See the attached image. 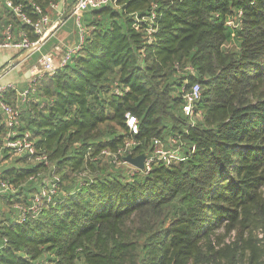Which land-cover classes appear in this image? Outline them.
Returning <instances> with one entry per match:
<instances>
[{"label": "trees", "instance_id": "trees-1", "mask_svg": "<svg viewBox=\"0 0 264 264\" xmlns=\"http://www.w3.org/2000/svg\"><path fill=\"white\" fill-rule=\"evenodd\" d=\"M12 1L35 19L32 4L54 0ZM81 17L80 49L37 80L41 100L20 118L61 173L59 193L23 223L1 215L0 264H264V0H116ZM8 22L29 27L0 3ZM194 83L191 124L181 90ZM126 113L131 156L178 135L182 159L133 175L92 162L129 138ZM6 132L0 115V143ZM81 170L96 174L80 184ZM45 171L3 169L25 182L6 203L27 205L41 184L28 178Z\"/></svg>", "mask_w": 264, "mask_h": 264}, {"label": "built area", "instance_id": "built-area-1", "mask_svg": "<svg viewBox=\"0 0 264 264\" xmlns=\"http://www.w3.org/2000/svg\"><path fill=\"white\" fill-rule=\"evenodd\" d=\"M115 2L116 0H74L70 5L69 14L75 18L79 26L80 35L77 43L68 46L60 55L57 54L59 52L58 47H55L52 52L41 55L38 62L29 69L32 79L22 90H18L16 85L12 83H0V115L7 129L0 143V164L4 161L6 162L9 157L16 156L24 157L46 170L49 167H53L47 153L35 146L31 133L29 131L19 130L21 125L20 118L22 115L19 105L27 104L31 95L36 93L37 80L42 75H51L57 67L64 65L78 52L83 39V29L80 27L79 21L81 14L89 9H96L110 3L115 4ZM0 3L7 13L13 14L22 24L29 26L27 30L16 31L9 22L0 24V49L9 48L24 53L36 46L39 42H42L41 46L43 45L48 36L58 27L60 9L66 8L69 0H54L49 3L46 11H43L38 5L32 4L34 13L37 14L35 19H32L23 11L20 4H15L12 0H0ZM154 8L155 6L152 7V9ZM153 18L154 14L152 13L149 20L151 21ZM152 32L153 30L151 28L147 30L149 42ZM30 35L36 36V39L31 40ZM40 48L35 50V52H38ZM58 55L59 57H57ZM9 90L13 91L15 94V99L12 103L8 102L6 99V94ZM114 92L121 94L118 87H115ZM200 96L201 88L198 83H194L188 88H182L181 112L187 119L199 115V110H195V105L199 101ZM124 117L127 134L130 138H128L129 141H125L123 146L119 147L114 152L101 149L93 159H97V157L113 156L112 162L122 161L126 163L123 158L128 154L131 155L130 151L132 148L139 145L140 142H135L132 139V136L137 134L138 131L136 118L129 113H126ZM190 123L193 124L192 122ZM183 146L184 143L178 135H172L164 141L158 138L152 139L148 152H144L143 169L140 170L129 165L131 168L129 171L130 175L138 171L148 173L153 164L161 163L164 166H170L172 163L181 160L183 157ZM51 173V176H41L38 172L28 178V182H40L41 184L38 192L33 194L27 205L15 203L14 210L17 215L15 221L17 223H23L28 219L35 218L43 205L51 202L52 199L57 196L59 193L60 178L54 174L53 170ZM80 184H82V182H80ZM17 191L18 189L9 180L0 178V196H10Z\"/></svg>", "mask_w": 264, "mask_h": 264}, {"label": "rangeland", "instance_id": "rangeland-1", "mask_svg": "<svg viewBox=\"0 0 264 264\" xmlns=\"http://www.w3.org/2000/svg\"><path fill=\"white\" fill-rule=\"evenodd\" d=\"M71 1V0H70ZM80 27L83 29L82 27V17H80ZM79 26L77 25L75 18L70 16L69 18H67L64 22V24L62 26L59 27V30L56 31V33L52 36L49 37L41 46L40 51H38V53H36L33 56H29L27 58V61L24 63V68L25 69H30L33 65H35L40 56L43 54H46L45 52L49 51V50H54V47H58L59 48V52L58 54L60 55V53L65 50L68 46L74 45L75 42L78 41L79 39ZM48 53V52H47ZM59 55L57 57H59ZM58 59V58H57ZM1 65V64H0ZM11 77L16 75V73L12 70L10 73ZM44 75H42L41 77H43ZM9 79V78H8ZM16 85V84H15ZM18 90H22L24 88V85L20 86V85H16ZM12 97V96H11ZM33 100H41L40 97H38V95L33 94L31 95V101L28 102L27 104L24 105H19L20 110L22 112V109L24 107H26L25 109L29 108L32 109V105L35 104V102ZM199 115L192 117L190 119H187V122H192V123H196L199 122L201 120V115L200 112L201 110L198 111ZM126 142L129 141V139L127 138L125 140ZM150 146V144H149ZM92 162H95L96 160H100L101 165H104V167L107 168V170H113L115 172L120 171V172H125V171H130L131 168L129 166V164L127 163H123L122 161H115L112 162L113 160V156H106V157H100L97 159H93V157L91 158ZM35 165L32 161L27 160L24 157H16V156H11L9 157V159L5 162H2L0 164V174L2 177V170L6 169L10 166H15V167H25V166H32ZM51 165L53 166V164L51 163ZM54 171V174H56L57 176H59V178L61 177V173L58 172L56 170V167H49L47 168L46 172H39V174L42 175H46V176H51V171ZM96 174V172H88V170H81L79 171L76 175H75V180L76 181H80L83 182L84 180H90L94 175ZM61 182V181H60ZM25 182L22 183H18V184H14V186L18 189L20 186H23ZM60 186V184H59ZM6 199L3 198V196H0V218L1 215H8L9 212L10 213H14V205L13 204H7L6 203Z\"/></svg>", "mask_w": 264, "mask_h": 264}, {"label": "crops", "instance_id": "crops-1", "mask_svg": "<svg viewBox=\"0 0 264 264\" xmlns=\"http://www.w3.org/2000/svg\"><path fill=\"white\" fill-rule=\"evenodd\" d=\"M71 4L72 3H68L66 8H61L60 9L59 19H58V21H59L58 27L55 30H53V32L48 36V38L52 37L56 33V31L59 30V27L64 24L65 20L70 17L69 10H70V5ZM65 14H66L65 19L60 21L61 20V16L65 15ZM54 17H55V15H54ZM75 43H77V42H75ZM47 52H52V50H49ZM47 52H45V53H47ZM18 56H20V54L18 55V52L15 51V50H12V49H9V48L0 49V64H1L0 65V72L2 70H4V68L7 67V65L10 62H12L15 58H17ZM26 61H27V59H25L24 61H22L21 63H19L18 65H16L13 68H8L7 70H4L5 72L3 71L0 74L1 75L0 76V83H12V84H16V85L18 84L20 86L24 85V87L27 86L28 83L31 81L32 77L30 76L29 69H25L24 68V65H25L24 63ZM12 70L16 73V75L11 77L10 73H11ZM11 96H10V100H11V103H12L14 101V99H15V94L13 93ZM30 101H31V98H30L29 102ZM33 101L36 104L39 100H33ZM25 108L26 107H24L22 109V114H23Z\"/></svg>", "mask_w": 264, "mask_h": 264}, {"label": "water", "instance_id": "water-1", "mask_svg": "<svg viewBox=\"0 0 264 264\" xmlns=\"http://www.w3.org/2000/svg\"><path fill=\"white\" fill-rule=\"evenodd\" d=\"M65 17H66V14L63 15V16H61V20H60V21H62L63 19H65ZM41 44H42V42H39L36 46H34L33 48H31L30 50H28V51H26V52H24V53H21L20 56H18V57L15 58L12 62H10V63L7 65V67L4 68V70H7L8 68H13V67H15L16 65H18L19 63H21L22 61H24L25 59H27L29 56H31L32 53L35 52V50H37V49H39V48L41 47ZM4 70H2V71L0 72V74H1ZM144 157H145V153H141V154H139V155H137V156H131L130 154H128V155H126V156L123 158V160H124L127 164H129V165H131V166H133V167H135V168L141 170V169H143V161H144Z\"/></svg>", "mask_w": 264, "mask_h": 264}]
</instances>
